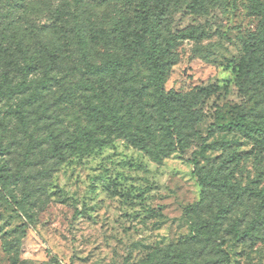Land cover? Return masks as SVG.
<instances>
[{"label": "rangeland", "instance_id": "374dc122", "mask_svg": "<svg viewBox=\"0 0 264 264\" xmlns=\"http://www.w3.org/2000/svg\"><path fill=\"white\" fill-rule=\"evenodd\" d=\"M145 9L141 0H0V82L20 81L21 50L43 61L29 79L48 63L58 77L34 102L32 87L0 95V264H161L156 249L194 253L201 246L189 240L191 220L224 195L233 201L231 191L211 186L206 204L186 212L201 198L198 171L213 176L223 166L220 178L264 194V136L208 134L213 122L238 115L264 126L260 52L254 80L240 78L259 16L247 0H149ZM142 15L161 45L183 31L199 35L177 38L170 49L164 90L191 102L176 108L170 132L160 128L144 62L151 34ZM133 48L136 60L113 67ZM87 63L101 69L90 73ZM19 105L32 137L16 116ZM107 106L126 128L95 117L92 108ZM171 140L175 151L159 154L156 145ZM255 203L244 200L234 214ZM220 236L229 264H264V231L252 242Z\"/></svg>", "mask_w": 264, "mask_h": 264}, {"label": "trees", "instance_id": "16d2710c", "mask_svg": "<svg viewBox=\"0 0 264 264\" xmlns=\"http://www.w3.org/2000/svg\"><path fill=\"white\" fill-rule=\"evenodd\" d=\"M149 0H141V6L143 12L147 7ZM252 10L259 16L258 30L251 33V44H249L246 50V54L241 59V71L240 78L245 80L247 77L249 80H254L251 76V70L259 72L261 66L260 57L256 56V51L260 52L261 56L264 57V0H247ZM139 17V16H138ZM141 28L151 34V40L149 45L145 46L146 57L144 59L145 66L150 73L151 83L154 87L155 93L158 97V108L161 111L162 120L164 123L160 124L162 130L170 132V128L175 126V116L173 113L176 108L179 109L181 105L186 104L188 107L191 104L190 101H182L178 95L173 91L165 92L164 82L167 77V72L172 65L174 57L170 53V49L177 38H197L199 35L194 30H187L179 33L175 36H170L164 45L158 42L159 33L153 27L148 25L146 15H142L140 19ZM80 32V31H79ZM78 32V33H79ZM77 33V34H78ZM86 41L83 37V33H79L77 38V44L79 45L81 52L85 54L84 45ZM246 47V48H247ZM252 48V49H251ZM134 51L132 55L127 58H121L117 60H112L111 64L113 67H117L126 63H131L139 57L138 51L133 48ZM23 63L20 65V81L16 84H11L7 82H0V95H11L12 93H22L23 91L31 88L28 95L30 102L36 101L40 94L41 89L48 88L52 80L58 79L57 74H53V69L50 67V63L43 64L40 69V77H30L35 72H37V65L40 60L36 54H30L27 51L21 50ZM54 57L53 53H49V57ZM256 62V64H255ZM101 69V67H93L87 63L86 71L92 73L96 70ZM236 85L240 89V84ZM95 113V117L98 119H108L112 120L116 126L126 128L127 125L122 121L121 117L117 115L116 109L111 106H107L104 110L92 108ZM16 116L19 123L23 127V130L32 137V134L28 131V125L26 116L24 115L23 107L21 105L16 107ZM212 130L208 131L211 134L213 130L220 131H237L246 138H253L251 131L260 133L264 136V126L256 123L249 122L243 115H238L234 121H228L227 123H219L218 121L213 122L210 125ZM148 134L150 132L148 131ZM163 136H168L163 133ZM133 142L136 144L141 143V139L138 137H133ZM207 146L205 143L202 144V148ZM159 154L162 156H168L175 151V141L171 140L165 146L161 144L156 145ZM158 155H155L157 158ZM223 166H219L215 175H203L198 171V181L201 186V198L198 203L192 205L186 209V212L190 210L198 211L201 209L207 200L208 191L207 189L211 186L218 189L220 193H226L231 191L233 201L231 197L222 196L218 201L216 209H210L208 213L199 216L197 219L191 220V231L192 235L189 238L190 242H195L200 244V249L197 248L194 253H189L184 248L179 247H160L156 249L152 256H159L163 258L162 263L170 262L171 264H229V258L227 252L223 249L225 240L220 233L223 232L225 235L229 236L231 241L236 243H241L243 241H254L258 239L261 232L264 231V194L261 191H256L254 189L249 190L247 187L234 186L227 181V179H222L219 177L220 171ZM227 190V191H226ZM228 198V200L226 199ZM256 200L253 210L251 212L244 211L239 214H234L238 207L242 204L244 200ZM189 216V215H188ZM224 224H226L224 226ZM160 263V261H159ZM14 264V263H13Z\"/></svg>", "mask_w": 264, "mask_h": 264}]
</instances>
